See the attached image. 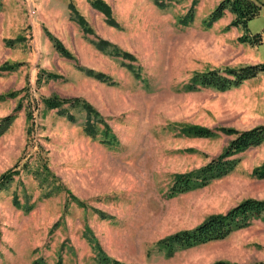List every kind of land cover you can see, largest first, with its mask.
Instances as JSON below:
<instances>
[{"label":"rangeland","instance_id":"rangeland-1","mask_svg":"<svg viewBox=\"0 0 264 264\" xmlns=\"http://www.w3.org/2000/svg\"><path fill=\"white\" fill-rule=\"evenodd\" d=\"M104 1L117 25L90 0H70L94 30L86 33L70 7L63 20L40 17L35 2L22 12L0 0V66L20 64L0 72V96L16 94L0 97V118L14 115L0 135V176L11 168L20 172L0 190V264H100L93 235L109 256L127 264L264 260L263 217L223 240L173 254L156 244L247 198L264 200V179L253 175L264 163V142L240 153L228 175L168 195L176 173L205 165L234 138L219 130L197 137L188 125L245 130L264 124V74L226 91L186 85L211 69L263 63L264 43L240 42L246 30L228 28L231 12L208 26L221 0ZM263 30L264 5L247 31ZM48 32L75 58L63 56ZM100 39L135 59L117 56L111 46L101 50ZM51 96L89 101L116 140L107 141L102 123L96 136L87 134L82 110H72V121L47 109L44 100ZM53 178L80 201L54 190Z\"/></svg>","mask_w":264,"mask_h":264},{"label":"trees","instance_id":"trees-1","mask_svg":"<svg viewBox=\"0 0 264 264\" xmlns=\"http://www.w3.org/2000/svg\"><path fill=\"white\" fill-rule=\"evenodd\" d=\"M90 3L94 9L105 15L106 21L110 25H117L113 17L112 7L107 2L104 0H90ZM263 5V3L257 0H221L210 16L205 20V23L208 26H211L229 11L234 14V18L228 25V28L235 27L246 30V33L239 37V41L242 43H249L253 46L261 45L264 43V30L261 33L256 34H251L247 30L249 21L261 13ZM69 7L72 10V20H76L86 33H94V30L90 26L86 17L80 14L73 4H70ZM48 35L54 41L57 50L63 56L71 59L75 58V56L62 44L59 39L52 36L50 32H48ZM96 45L101 50H105L107 47L111 46L114 48V54L117 56L128 57L130 60L135 59V56L131 53L121 50L107 40L100 39L96 42ZM18 65L20 64L4 63L0 66V72L14 70ZM128 67L134 70V67L131 64H128ZM88 73L103 81L111 80V77L105 75L104 72H97L93 69H88ZM261 73L264 74V62L247 64L238 68H228L225 71H221L220 69H211L203 73H198L192 78L186 87L188 90H196L199 86H202L213 87L220 91H226L233 87L240 86L246 80L257 77ZM8 95L12 96L13 94H4L0 97L4 99L9 97ZM13 96H16V94ZM44 102L47 109H58L60 114L66 116L72 121L75 120V114L72 112L73 109L84 111L87 116L85 124V131L87 134L96 136L97 124L102 123L106 126L105 131L108 136L107 141L116 140L115 135L110 133L111 127L105 118H103L100 112L86 99L82 97L64 98L60 96H51L46 98ZM21 105L22 104L19 105V108ZM27 117L28 119L33 118L32 110H28ZM13 118L14 115H7L0 118V135L4 133V131H6V129L12 124ZM217 130L228 135H232L234 138L229 141L228 145L223 149L221 154L212 158L205 165L188 172L176 173L168 192L170 197L205 187L213 180H217L228 175L240 162V158L238 157L240 153L250 148L259 146L264 142V124L245 130L228 127L212 129L198 125H188L186 127V131L189 134L197 137H212L216 135ZM43 169V172L46 174H51L47 165H44ZM43 172L37 170L35 173L43 175ZM19 173V170L16 168H11L3 173L0 176V190L8 186L9 183L13 181L14 176ZM253 175L259 179H264V163L254 168ZM53 180L55 181L54 190L57 192H67L74 200L80 201L78 198L73 196L63 184L56 182L58 178H53ZM27 209L30 210L31 206H28ZM259 217H263L264 219V200L247 198L229 209L227 212L210 215L197 226L177 231L162 238L156 244L159 249H163L164 251L167 250L169 254H173L176 250L192 248L212 241L223 240L232 232L248 227L254 218ZM93 241L99 249L98 260L100 264H127L109 256L103 250L94 235ZM209 264L239 263L228 260H217ZM250 264H264V260Z\"/></svg>","mask_w":264,"mask_h":264},{"label":"crops","instance_id":"crops-1","mask_svg":"<svg viewBox=\"0 0 264 264\" xmlns=\"http://www.w3.org/2000/svg\"><path fill=\"white\" fill-rule=\"evenodd\" d=\"M8 1L12 5V10L22 11V12H24V9H26L27 4L32 5V2H35L38 7V14H40L39 15L40 17L45 16V17H53L55 19L64 20L66 14L68 16L69 13L70 0H8ZM80 1L87 2V0H80ZM106 1H108L109 3L111 2V4H114L113 2L114 0H106Z\"/></svg>","mask_w":264,"mask_h":264}]
</instances>
